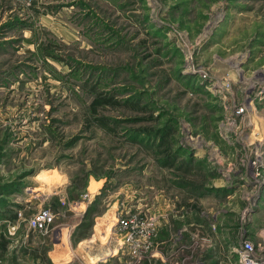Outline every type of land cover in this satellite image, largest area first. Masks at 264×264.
<instances>
[{"label": "rangeland", "instance_id": "374dc122", "mask_svg": "<svg viewBox=\"0 0 264 264\" xmlns=\"http://www.w3.org/2000/svg\"><path fill=\"white\" fill-rule=\"evenodd\" d=\"M245 240L264 264V0H0V264Z\"/></svg>", "mask_w": 264, "mask_h": 264}, {"label": "built area", "instance_id": "2783aa9c", "mask_svg": "<svg viewBox=\"0 0 264 264\" xmlns=\"http://www.w3.org/2000/svg\"><path fill=\"white\" fill-rule=\"evenodd\" d=\"M51 217L52 216L48 210L40 209L35 216H32V218L28 221V224L34 231L39 230V232H46L47 227L51 222ZM258 249H262L261 244H258ZM255 251L256 248L252 242L248 240L243 241L239 247V251H237L239 260L245 261V264H257Z\"/></svg>", "mask_w": 264, "mask_h": 264}, {"label": "bare ground", "instance_id": "6f19581e", "mask_svg": "<svg viewBox=\"0 0 264 264\" xmlns=\"http://www.w3.org/2000/svg\"><path fill=\"white\" fill-rule=\"evenodd\" d=\"M42 174H44V173H42ZM45 176L46 177H48L47 176V174H45ZM40 177H41V175H40ZM43 178H44V175L42 176ZM39 178V177H38ZM35 190V189H34ZM33 191V190H32ZM114 251L115 250H111V251H109V252H103V253H99V254H94V256H91V258H90V262L92 263V264H97V263H99V262H104L107 258H109L111 255H114V254H116V253H114Z\"/></svg>", "mask_w": 264, "mask_h": 264}, {"label": "trees", "instance_id": "16d2710c", "mask_svg": "<svg viewBox=\"0 0 264 264\" xmlns=\"http://www.w3.org/2000/svg\"><path fill=\"white\" fill-rule=\"evenodd\" d=\"M99 102L97 101V104H98ZM93 105V104H92Z\"/></svg>", "mask_w": 264, "mask_h": 264}, {"label": "crops", "instance_id": "0c3cea01", "mask_svg": "<svg viewBox=\"0 0 264 264\" xmlns=\"http://www.w3.org/2000/svg\"><path fill=\"white\" fill-rule=\"evenodd\" d=\"M49 257V256H48Z\"/></svg>", "mask_w": 264, "mask_h": 264}]
</instances>
